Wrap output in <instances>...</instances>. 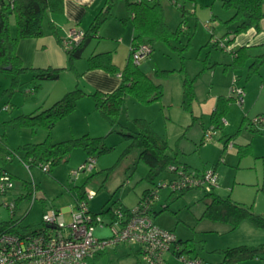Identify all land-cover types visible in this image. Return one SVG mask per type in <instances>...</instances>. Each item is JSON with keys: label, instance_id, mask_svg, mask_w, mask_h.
Here are the masks:
<instances>
[{"label": "rangeland", "instance_id": "rangeland-1", "mask_svg": "<svg viewBox=\"0 0 264 264\" xmlns=\"http://www.w3.org/2000/svg\"><path fill=\"white\" fill-rule=\"evenodd\" d=\"M159 1L164 20L171 30L181 27L168 42H156L150 54L139 61L138 67L161 85V94L150 101H139L127 95L116 127L95 109L91 93L96 91V86L88 82L84 74L91 70L88 57L99 51L110 50L112 62L120 69L124 66L132 23L127 20L123 24L122 17L127 15L123 0H113L109 16L98 27V36L90 38L81 57L73 62H69L64 49L59 47L60 43L45 25L43 36L36 41L39 46L31 47L28 41L21 43L20 49L24 48L20 55L22 65L29 69L18 75L17 82L12 83L13 72L0 70V135L15 150L11 158L0 159V168L11 174L13 183L11 190L3 195L0 193V222L13 216L21 218V225L28 227L41 223L42 213L49 207L60 211L74 208V197L81 191L95 193L87 207L91 212L99 213L103 222L110 219L107 212H100L103 208L120 205L134 208L146 187H154L174 177V173L164 172L150 182L145 177L148 165L139 158L140 150L133 148L125 153L130 138L118 130H137L139 126L134 119L148 121L151 129L167 141L170 154L177 150L178 162L175 164L179 169L186 166L213 170L217 176L216 193L229 194L232 199L264 215V121L258 124L257 131L250 124L255 117L264 114V65L247 77L248 66L234 68L230 64L232 55L214 43L217 40L225 42L223 35L229 29L227 25L231 24L225 20L231 17L233 10L224 8L223 0H179L186 9L183 24V17L173 0ZM261 7L264 11V0H261ZM8 21L14 34L13 16ZM49 66L59 69L57 78L39 79L31 69ZM161 69L167 70L166 73H155ZM110 74L119 77L118 73ZM184 78L192 79L194 97L190 109L181 105ZM75 85L87 94L77 100L73 110L55 121L50 133H43L44 127L33 131L14 120L18 115L48 107ZM231 86L243 88L242 101L238 103L231 99L221 126L215 127L204 105L218 95L227 97ZM211 126L214 127L212 139L205 141L204 134ZM84 133L91 137L102 136L109 147L108 151L94 155L95 163L90 171L79 169L86 156L81 148H74L67 161L52 166L48 172L38 166L27 168L20 160V146L25 143L40 142L47 135L55 142ZM201 137L203 143L200 144ZM227 137L226 146L222 148ZM240 149L245 151L240 153ZM23 180L33 181L38 186L35 200H16L22 191ZM158 193L155 207L167 204V208L152 217L154 225L171 228L181 239H190L202 260L212 259L218 249L264 244L263 228L241 222L231 230L225 223L202 217L205 201L200 187L182 194L172 192L169 187H160ZM10 202L15 205L13 213L7 206ZM62 216L66 222L70 220L67 211ZM93 233L98 239H108L112 228L105 223L96 224ZM136 250L135 243H117L104 249L98 258L86 260V264H139ZM165 256L173 259L171 253ZM256 262L258 259L239 263Z\"/></svg>", "mask_w": 264, "mask_h": 264}, {"label": "trees", "instance_id": "trees-1", "mask_svg": "<svg viewBox=\"0 0 264 264\" xmlns=\"http://www.w3.org/2000/svg\"><path fill=\"white\" fill-rule=\"evenodd\" d=\"M185 1V0H182ZM195 1V0H194ZM128 17L131 20L133 28V36L129 45V52L126 62L122 69L112 62V54L110 51L93 53L88 57L89 69H103L109 73H118L120 82L111 92L94 91L91 95L94 98L95 109L108 123L116 127L119 125V114L121 105L127 95L139 101H147L150 97L157 98L161 94V85L155 83L150 76L142 71L138 64L134 63L131 58V51L134 46L141 43L149 45L151 51L154 44L159 41L168 42L169 38L177 33V30H171L163 17V7L159 0H123ZM174 4L180 10L183 17L181 24L185 21L186 9L183 4H179V0H173ZM113 0H105L102 11L98 12L90 25L84 31L81 41L70 50H64L69 62L80 58L84 47L88 43L90 37L97 34L99 25L109 16V10ZM222 6L226 9L233 10L231 17L225 22L234 24L233 34L244 32L249 28L260 29L261 21L264 20V11L261 7V0H223ZM63 11V0H0V70H9L13 72L12 83L17 82L18 75L28 67L22 65V59L17 53V45L21 39L40 38L44 34L45 25L55 36L56 41L60 43L57 28L51 20V15L59 14ZM13 16L15 23V32L11 33L9 27V17ZM180 24V25H181ZM218 41V40H217ZM217 41L214 42L217 45ZM150 51V52H151ZM231 65L234 68H240L245 61L251 56L247 53L244 46L231 51ZM150 54V53H149ZM264 65V52L257 54L251 58L248 65L247 77L258 72V69ZM35 76L39 79H55L58 77L59 69L55 67L31 68ZM167 70H156L155 73H166ZM242 88V87H241ZM243 89V88H242ZM87 94L78 85L65 92L60 98L56 99L48 107L38 109L33 113L18 115L14 118L16 123L22 126L30 127L33 131L39 127L49 129L56 120L65 116L73 110L77 104V100ZM194 97L192 87V79L184 78L182 82V99L181 105L185 109L191 108V101ZM231 99L236 96L230 93L226 96H219L216 105L210 113L211 123L215 127H220L225 115L226 108ZM264 116V114L258 115ZM139 126L135 131L123 132L118 130L123 136L130 138V143L126 148L129 152L133 148H138L139 158L148 165L146 178L153 182L156 176L162 173H174V177L166 182H159L154 187H146L139 196L137 205L139 207L143 199H147L145 212L152 220V217L165 208L167 204L155 207V201L159 197L160 187H169L172 192L185 193L188 190L196 188L185 182L183 177L192 175L193 170L190 167H179L176 155L177 150L173 154L169 152L167 141L155 133L148 121L144 119H134ZM253 130H258L256 126H252ZM228 139L225 140L226 146ZM203 142V139H202ZM22 155L20 160L27 164L28 168L38 166V164L46 162L48 171L52 166L60 162H65L70 156V152L74 148H81L86 156H94L108 151L109 147L103 142L102 136L91 137L87 133L79 137H72L60 141H50L47 135L42 141L37 143H25L20 146ZM246 149V148H245ZM15 150L7 145L5 138L0 135V159L11 158ZM245 150L240 149L243 153ZM95 157V156H94ZM4 170L0 168V171ZM6 171V170H5ZM47 171V172H48ZM10 174V173H9ZM11 175V174H10ZM183 181L179 187L171 188L175 182ZM37 190L38 186L32 181L23 180L21 185V193L18 199L29 198L33 189ZM204 191L205 209L202 217L208 218L213 222L225 223L229 229H234L239 223L246 220L253 226L264 229V215L253 211L251 206L233 200L229 194L221 195L213 190ZM85 191L77 192L75 201L83 197ZM123 210H132L125 205H120ZM134 207V208H135ZM112 206L103 208L100 212H108ZM141 208V206H140ZM94 214H99L95 213ZM41 228V223L34 225H21V219L10 217L9 220L0 222V233L2 232H18L19 229L37 231ZM177 237V236H176ZM177 243L185 252H194V245L190 239H176ZM222 256V261L218 264L239 262L242 260L259 258L264 260V245L247 246L238 245L226 247L216 250ZM102 253V252H100ZM137 255V250L135 251ZM264 264V262L262 263Z\"/></svg>", "mask_w": 264, "mask_h": 264}, {"label": "built area", "instance_id": "built-area-1", "mask_svg": "<svg viewBox=\"0 0 264 264\" xmlns=\"http://www.w3.org/2000/svg\"><path fill=\"white\" fill-rule=\"evenodd\" d=\"M83 36L84 31L81 29L69 30L61 40L63 49H72ZM217 45L224 50L230 49L223 40H218ZM150 51L148 44L141 43L132 48L131 58L138 64ZM230 93L236 96L238 103L242 101L241 87L231 86ZM263 121L264 116H257L250 124L258 127ZM213 129L211 126L205 132V141L212 139ZM94 163L95 157L88 156L79 169L90 171ZM25 166L28 168L27 164ZM38 167L48 171L46 162L38 164ZM183 178L186 183L206 191L213 190L217 184V176L213 170H193L192 175ZM181 184L184 185L183 181L175 182L171 188ZM12 188L11 175L1 170L0 193L3 195ZM94 195L92 191H85L83 197L77 200L75 207L70 210L68 222L64 220L62 211L49 207L42 213L39 230L0 233V264H86L88 258L117 243H135L139 264H206L202 259L183 251L173 231L154 225L145 212L147 199H143L139 207L132 210L112 206L107 212L109 221L103 222L98 214L89 211L87 207L88 201ZM29 198L32 201L37 198L35 188ZM7 206L13 213L14 203L10 202ZM104 223L112 228V235L108 239H98L93 233L94 225L101 226ZM166 253H171L173 259L169 260L165 256Z\"/></svg>", "mask_w": 264, "mask_h": 264}, {"label": "crops", "instance_id": "crops-1", "mask_svg": "<svg viewBox=\"0 0 264 264\" xmlns=\"http://www.w3.org/2000/svg\"><path fill=\"white\" fill-rule=\"evenodd\" d=\"M104 1L105 0H63V11L61 13H59V14L51 15V20L54 23V25L56 26L57 32H58V36L60 38L59 47L61 46V48L63 49V47L61 45V40H62L63 37H65V35L67 34V32L69 30H71L73 28L85 30V29L88 28V26L92 22L94 16L98 12L104 10L103 9ZM126 14H127L126 17H122V19L124 21L123 22L124 25L127 23V20H130V18L128 17L127 10H126ZM227 26L229 27V29H227L226 34L223 35V36H226L225 43L229 46L230 49L229 50H224L223 49V51H228L232 55L231 51L237 49L240 46H244L246 51H247V53L249 54V56H251V58L253 56L257 55V54H260V53L264 52V20L261 21V25H260V29L259 30H256L254 28H249L246 31L240 32V33H237V34H233V30H234V24L233 23H231V24H229ZM97 34H98V32H97ZM97 34L95 36H98ZM132 36H133V28H132L131 38H132ZM90 38H89L88 42L90 41ZM37 39L38 38L21 39L19 41L18 45H17V53H18V55L19 56L22 55L21 50H24V48L20 49L21 48V43H24L25 41H28V43H29V45H31V47L34 46V48H36L37 44H38V42H36ZM130 41H131V39H130ZM129 45H130V43H129ZM38 46H39V44H38ZM107 51H110V50H107ZM99 52H105V51H99ZM126 58H127V56H126ZM251 58L249 57L245 61L244 65H243L244 67L246 65L247 66L249 65V63L251 61ZM232 59H233V57H232ZM84 76H85V78L87 79L88 82H91L94 86H96V90H99L101 92H106V93L107 92H111L112 90H114L117 87V85L119 84V82H120V77H117L116 75H112L109 72H107V71H105L103 69H98V68L97 69L88 70L84 74ZM237 79H238V76H237ZM243 87H245V86L243 85ZM218 97H219V95L217 96V98ZM217 98L216 99L213 98V99L209 100V104L207 103V105H204V107H205L204 109L207 112L211 113V111L214 109V107L216 105V102H217ZM51 127H53V125ZM50 128H49V130H47L46 128H45V130H42L43 133H50L51 132ZM202 138L203 137H201L200 140H199L200 144L203 143L202 142ZM227 139H228V137L225 140H227ZM225 140L223 141L222 148L225 147L224 146ZM18 196H17V198H18ZM237 202H239V201H237ZM75 203H76V201H75ZM72 209L73 208H69L68 209V207L67 208H63L62 212H66L67 211L68 213H70V210H72ZM242 223H248V225H251V223L248 222V221H242ZM245 227H248V226L245 225ZM249 229L251 231V228H249ZM167 230L173 231V229H171V228H168ZM176 236H177V238H180L177 234H176ZM123 244H125V243H123ZM125 245H128V244H125ZM242 245H245V244H242ZM258 245H264V244L261 243V244H257V245H247V246H258ZM236 246H238V245H236ZM187 253L190 256H196V257L202 259L201 257H199V255L196 253V251H194V252L188 251ZM99 255H100V252L97 253L96 255H94L92 258H88V259H93L94 260V259L98 258ZM254 259H258L259 262L252 263V264H262L264 262L263 259H259V258H254ZM248 260H251V259H248ZM202 261H204L206 264H218L219 262L222 261V256L218 253L212 259H209L208 261L203 259ZM242 261H245V260H242ZM242 261H239V262H242ZM239 262H229V263H238V264H240ZM229 263H223V264H229ZM241 264H250V263H241Z\"/></svg>", "mask_w": 264, "mask_h": 264}, {"label": "water", "instance_id": "water-1", "mask_svg": "<svg viewBox=\"0 0 264 264\" xmlns=\"http://www.w3.org/2000/svg\"><path fill=\"white\" fill-rule=\"evenodd\" d=\"M152 99H153V98H152V97H150L148 100L150 101V100H152ZM71 178H72V177H71ZM71 178H70V179H71Z\"/></svg>", "mask_w": 264, "mask_h": 264}]
</instances>
